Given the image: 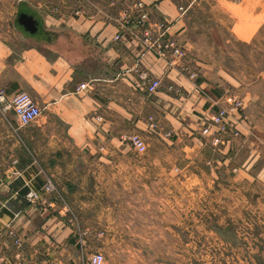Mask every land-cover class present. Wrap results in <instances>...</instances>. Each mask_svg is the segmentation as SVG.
<instances>
[{"label": "crops", "instance_id": "crops-1", "mask_svg": "<svg viewBox=\"0 0 264 264\" xmlns=\"http://www.w3.org/2000/svg\"><path fill=\"white\" fill-rule=\"evenodd\" d=\"M144 1L155 21L173 20L187 54L201 59L188 36L205 0L183 5L182 20L179 0ZM21 2L44 22L45 38L28 37L17 25ZM216 2L225 18L218 23L232 35L256 25L238 19L248 6ZM49 9L48 0H0V89L26 91L43 110L27 127L15 115L0 116V247L7 261L87 264L85 252L105 249L118 232L113 222L125 219V199L136 221H186L193 184L216 190L215 207L229 210L231 203L237 217L241 199L264 206V166L246 124L247 136L218 147L199 132L230 89L202 79L189 54L173 63L145 52L137 20H114L106 6L102 14L79 17ZM143 73L161 81L156 93H149ZM82 84L88 86L78 91ZM132 134L147 142L145 151L129 147ZM48 180L57 188L53 207L26 200L27 183L42 188ZM217 214L223 216L218 207ZM12 230L23 237L22 248Z\"/></svg>", "mask_w": 264, "mask_h": 264}, {"label": "rangeland", "instance_id": "rangeland-1", "mask_svg": "<svg viewBox=\"0 0 264 264\" xmlns=\"http://www.w3.org/2000/svg\"><path fill=\"white\" fill-rule=\"evenodd\" d=\"M138 1L48 0V6L55 14L62 13L69 17L88 16L94 11L102 14L103 7L106 6V12L112 19L118 20L122 16L123 20L124 15H128V21L138 22ZM191 1L179 0L181 6L178 20H182L185 14L181 7ZM233 1H238L241 6H248L250 9L248 13L240 14V22L255 21L257 26L242 27L238 35H232L231 30L219 25L225 19L220 12L219 2L205 0L204 8L194 14L191 36H188L195 42V51L201 59L191 57L189 52L188 54L193 58L192 64L195 65L197 73L205 76L202 79L208 81L216 90L224 92L227 88L230 89L231 92L224 94L225 97L237 96L243 101L244 119L237 126L243 137L247 135H244L241 128L246 124L244 127L251 134L250 141L260 156L258 165L262 163L263 167L264 0ZM147 7L149 9L148 5ZM229 9L230 6L226 3V10ZM162 20L155 21L151 16L152 23ZM169 21L173 20L170 18ZM140 26L143 34L145 29ZM179 33L173 34L181 42ZM17 36L21 35L18 33ZM233 90L235 92L232 93ZM13 115L12 112H4L0 105V116ZM258 165L256 164V168ZM248 188L244 191L252 192ZM215 193L214 189H201L198 184H193L191 215L186 221H136L134 212L128 214L130 211L127 212V209L130 207L125 199V219L113 222L118 232H113L112 241H108L105 249L85 252L84 261L91 264L90 256L101 252L106 257L104 264H264L263 204L249 207L246 199H241L245 206L240 208L242 214L239 217L235 215L231 203L229 210L225 207L219 209L217 206L218 212L223 215L221 216L217 214V207L212 200ZM129 217L132 219H127Z\"/></svg>", "mask_w": 264, "mask_h": 264}, {"label": "built area", "instance_id": "built-area-1", "mask_svg": "<svg viewBox=\"0 0 264 264\" xmlns=\"http://www.w3.org/2000/svg\"><path fill=\"white\" fill-rule=\"evenodd\" d=\"M136 8L139 11L138 23L145 29L142 34V44L145 52H152L159 58L172 60L173 63L183 60L187 56V52L178 38L172 33L174 22L164 19L160 22L152 23L150 10L142 0L137 2ZM181 11L184 13L186 9L181 7ZM123 18L127 22L130 19L128 15H124ZM122 37L123 35H117L116 39L119 40ZM192 76L194 77V74ZM142 78L145 80L150 94L156 93L161 87V81L150 79L147 73H143ZM87 86V84L80 85L78 91L85 89ZM0 105L4 112H12L22 127L36 124L43 115V110L36 99L26 91L9 95L5 89H0ZM243 110V101L239 100L237 96H229L226 104L219 106L210 121L202 125L201 136L209 139L217 147L226 144L227 138H240L241 131L237 124L244 119ZM151 128H157L154 118H151ZM126 141L141 152L148 147L147 142L138 134L126 136ZM27 187L28 191L25 197L30 203L35 205L44 204L48 207L55 205V200L51 198L57 192L53 180H48L42 188L35 187L31 182L27 183ZM9 235L17 247H23L24 239L20 233L12 230ZM16 258L19 259L20 254H17ZM89 260L91 264H104L106 257L105 254L98 252L92 254ZM0 264H20V262L7 261L2 256L0 247Z\"/></svg>", "mask_w": 264, "mask_h": 264}, {"label": "water", "instance_id": "water-1", "mask_svg": "<svg viewBox=\"0 0 264 264\" xmlns=\"http://www.w3.org/2000/svg\"><path fill=\"white\" fill-rule=\"evenodd\" d=\"M21 10L25 8L26 10L19 12V16L17 18V25L23 27L27 32L34 33L35 29H39L40 26L44 25V22L39 19L36 11L32 10L28 7L26 2H21Z\"/></svg>", "mask_w": 264, "mask_h": 264}, {"label": "flooded vegetation", "instance_id": "flooded-vegetation-1", "mask_svg": "<svg viewBox=\"0 0 264 264\" xmlns=\"http://www.w3.org/2000/svg\"><path fill=\"white\" fill-rule=\"evenodd\" d=\"M24 10H26L25 8H22V10L21 11H24ZM44 26V25H43ZM43 26H40L39 27V29H36V28H34L35 29V32L34 33H31V32H25V35L26 36H28V37H31V38H33V39H41V38H45L46 37V35H47V33H46V31L44 30V27Z\"/></svg>", "mask_w": 264, "mask_h": 264}]
</instances>
